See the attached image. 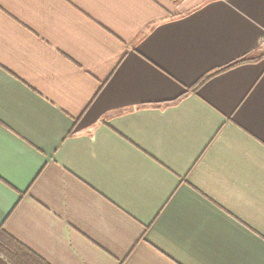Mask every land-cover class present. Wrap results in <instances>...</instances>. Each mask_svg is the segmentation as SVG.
Wrapping results in <instances>:
<instances>
[{
    "label": "crops",
    "instance_id": "obj_1",
    "mask_svg": "<svg viewBox=\"0 0 264 264\" xmlns=\"http://www.w3.org/2000/svg\"><path fill=\"white\" fill-rule=\"evenodd\" d=\"M263 44L264 0H0V226L46 264H264V58L194 91Z\"/></svg>",
    "mask_w": 264,
    "mask_h": 264
},
{
    "label": "trees",
    "instance_id": "obj_2",
    "mask_svg": "<svg viewBox=\"0 0 264 264\" xmlns=\"http://www.w3.org/2000/svg\"><path fill=\"white\" fill-rule=\"evenodd\" d=\"M264 58V54L259 51L255 54H248L239 58L238 60L212 71L210 74L205 76L202 80H200L194 91L199 89L206 81L222 72H225L231 68L236 66L257 62ZM0 255L10 261L12 264H46L40 258H38L35 254H33L30 250L25 248L19 242L14 240L10 235H8L3 228L0 226Z\"/></svg>",
    "mask_w": 264,
    "mask_h": 264
},
{
    "label": "water",
    "instance_id": "obj_3",
    "mask_svg": "<svg viewBox=\"0 0 264 264\" xmlns=\"http://www.w3.org/2000/svg\"><path fill=\"white\" fill-rule=\"evenodd\" d=\"M260 53L264 54V44L262 45V47L260 49Z\"/></svg>",
    "mask_w": 264,
    "mask_h": 264
}]
</instances>
